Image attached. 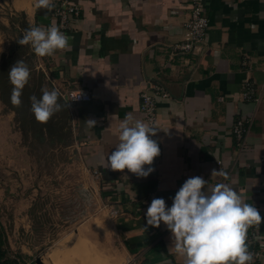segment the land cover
<instances>
[{
  "label": "crops",
  "instance_id": "1",
  "mask_svg": "<svg viewBox=\"0 0 264 264\" xmlns=\"http://www.w3.org/2000/svg\"><path fill=\"white\" fill-rule=\"evenodd\" d=\"M71 1L79 15L64 32L70 48L36 56L33 70L49 90L59 91L82 163L105 195L117 237L132 257L146 264H183L170 247L166 225H147L145 214L153 198H164L170 207L193 176H202L209 188L231 185L264 217V0H203L205 42L183 58L171 48L185 38L188 0ZM35 3L8 4L28 28L58 26L51 14H37ZM247 82L257 89L258 105L243 100ZM153 86L167 94L155 97L157 131L151 138L160 155L144 166L153 171L137 177L127 169L112 170L107 155L119 142V124L128 113L144 121L140 94ZM79 88L91 100L67 105L63 94ZM242 117L253 121L240 149L231 128ZM86 119L96 126L88 127ZM213 169L224 175H211ZM247 237L264 264V222L250 227Z\"/></svg>",
  "mask_w": 264,
  "mask_h": 264
},
{
  "label": "rangeland",
  "instance_id": "2",
  "mask_svg": "<svg viewBox=\"0 0 264 264\" xmlns=\"http://www.w3.org/2000/svg\"><path fill=\"white\" fill-rule=\"evenodd\" d=\"M8 3L0 0V236L5 258L29 264L37 259L42 264H146L117 237L116 218L82 163L64 109L47 122L32 113L30 97L40 98L48 87L33 70L38 55L30 45L16 42L28 26ZM19 59L31 75L17 107L11 103L8 72Z\"/></svg>",
  "mask_w": 264,
  "mask_h": 264
},
{
  "label": "clouds",
  "instance_id": "3",
  "mask_svg": "<svg viewBox=\"0 0 264 264\" xmlns=\"http://www.w3.org/2000/svg\"><path fill=\"white\" fill-rule=\"evenodd\" d=\"M36 8L51 11L53 0H36ZM66 35L56 25L30 26L16 42L30 45L35 54L53 56L57 50L70 48ZM2 51V49H0ZM31 75L28 65L17 60L8 72L13 85L11 103L19 107L21 96ZM42 96L30 97L31 111L39 122H47L62 109L57 89L42 88ZM88 127H95L94 119H86ZM119 142L115 151L107 155V167L147 177L153 171L154 158L160 155L156 140L157 128L135 118L131 113L119 124ZM211 175H224L216 169ZM202 176L185 180L168 207L164 198H153L146 211L147 225L159 228L161 222L172 234V250L183 259V264H252L253 253L248 249L247 233L252 226L264 222L258 208L248 203L231 185L218 183L211 188Z\"/></svg>",
  "mask_w": 264,
  "mask_h": 264
},
{
  "label": "built area",
  "instance_id": "4",
  "mask_svg": "<svg viewBox=\"0 0 264 264\" xmlns=\"http://www.w3.org/2000/svg\"><path fill=\"white\" fill-rule=\"evenodd\" d=\"M187 7L189 15L188 20L184 24L186 32L185 38L171 48L172 55H178L182 58L200 50L205 42L206 32L208 30V18L205 13L203 0H188ZM51 15L58 20V27L60 30L65 32L69 28L71 20L79 15V7L71 0H61L58 4L54 5L51 10ZM156 96L167 97V94L163 92L159 86H153L150 92L144 91L140 94V111L144 116V121L149 122L152 126H155L157 120ZM242 97L244 101L255 105H258L260 101V96L257 94L255 85L249 82L245 83L243 86ZM62 98L67 105H72L80 102H89L91 100V95L89 91L79 88L66 91ZM252 121L251 118L242 117L238 118L232 125L231 135L240 149L245 145V140L250 132ZM115 212V210L112 211L113 214ZM246 242L249 251L253 253L252 264H261V252L253 242L249 241L248 237ZM16 264L29 263H20L17 260Z\"/></svg>",
  "mask_w": 264,
  "mask_h": 264
},
{
  "label": "trees",
  "instance_id": "5",
  "mask_svg": "<svg viewBox=\"0 0 264 264\" xmlns=\"http://www.w3.org/2000/svg\"><path fill=\"white\" fill-rule=\"evenodd\" d=\"M37 14H45L50 15L51 11L44 9V8H37ZM6 254L1 247V236H0V264H16L15 262H9L7 258H5Z\"/></svg>",
  "mask_w": 264,
  "mask_h": 264
},
{
  "label": "water",
  "instance_id": "6",
  "mask_svg": "<svg viewBox=\"0 0 264 264\" xmlns=\"http://www.w3.org/2000/svg\"><path fill=\"white\" fill-rule=\"evenodd\" d=\"M36 264H42L41 261H40V259H37L36 260Z\"/></svg>",
  "mask_w": 264,
  "mask_h": 264
},
{
  "label": "bare ground",
  "instance_id": "7",
  "mask_svg": "<svg viewBox=\"0 0 264 264\" xmlns=\"http://www.w3.org/2000/svg\"><path fill=\"white\" fill-rule=\"evenodd\" d=\"M29 6V5H28ZM85 241V240H84ZM82 245V244H81ZM88 246V245H87ZM89 251H90V249H88ZM52 258H54V257H52ZM65 258V257H64ZM52 260V259H51ZM57 260V259H56Z\"/></svg>",
  "mask_w": 264,
  "mask_h": 264
}]
</instances>
